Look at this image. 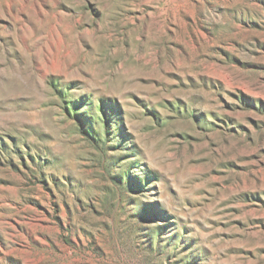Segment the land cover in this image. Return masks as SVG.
I'll use <instances>...</instances> for the list:
<instances>
[{
    "label": "rangeland",
    "instance_id": "rangeland-1",
    "mask_svg": "<svg viewBox=\"0 0 264 264\" xmlns=\"http://www.w3.org/2000/svg\"><path fill=\"white\" fill-rule=\"evenodd\" d=\"M0 264H264V0H0Z\"/></svg>",
    "mask_w": 264,
    "mask_h": 264
}]
</instances>
